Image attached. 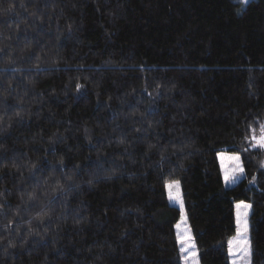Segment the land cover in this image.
<instances>
[{
    "label": "trees",
    "instance_id": "obj_1",
    "mask_svg": "<svg viewBox=\"0 0 264 264\" xmlns=\"http://www.w3.org/2000/svg\"><path fill=\"white\" fill-rule=\"evenodd\" d=\"M262 128L264 0H0V264H184L170 183L200 264L238 202L264 264Z\"/></svg>",
    "mask_w": 264,
    "mask_h": 264
},
{
    "label": "rangeland",
    "instance_id": "obj_2",
    "mask_svg": "<svg viewBox=\"0 0 264 264\" xmlns=\"http://www.w3.org/2000/svg\"><path fill=\"white\" fill-rule=\"evenodd\" d=\"M251 0H238L243 6H246ZM262 135V134H261ZM255 139V145L260 147L259 138ZM237 154H229L227 152H220L218 161L220 163L223 180L226 187H232L239 182L243 176V167L241 158L239 161L234 159ZM225 175L230 177L228 182L225 181ZM169 192V200L171 204L176 206L181 212V218L176 226L178 238L191 237V243L185 241L184 245L180 244V249L183 256L184 264H200V252L197 248L191 228L187 223L185 214V205L182 199L181 188L178 183H170L167 185ZM182 205V207H181ZM237 205H240L237 207ZM249 205V207H244ZM252 213V206L247 202H238L235 204L236 214V233L228 242V250L230 257V264H251L252 248H251V232H250V216ZM179 241V240H178ZM183 247V251H182ZM195 253L193 256L192 253Z\"/></svg>",
    "mask_w": 264,
    "mask_h": 264
},
{
    "label": "snow or ice",
    "instance_id": "obj_3",
    "mask_svg": "<svg viewBox=\"0 0 264 264\" xmlns=\"http://www.w3.org/2000/svg\"><path fill=\"white\" fill-rule=\"evenodd\" d=\"M262 131V135L259 138V145L260 147L264 148V128L261 129ZM255 139V138H254ZM234 159H236L237 161H239L240 157L236 156L234 157ZM230 180V177L228 175H225V181L228 182ZM240 205H237V207H239ZM182 207V205H181ZM244 207H249V205H244ZM180 244L183 246L185 241H187L189 244L191 243V237H185V238H178ZM183 247H182V251H183ZM192 255L194 256L195 253L193 252Z\"/></svg>",
    "mask_w": 264,
    "mask_h": 264
}]
</instances>
